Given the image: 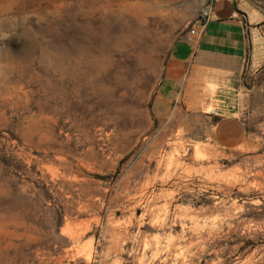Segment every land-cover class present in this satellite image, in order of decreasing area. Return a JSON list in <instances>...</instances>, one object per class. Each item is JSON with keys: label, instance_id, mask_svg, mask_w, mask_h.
<instances>
[{"label": "rangeland", "instance_id": "374dc122", "mask_svg": "<svg viewBox=\"0 0 264 264\" xmlns=\"http://www.w3.org/2000/svg\"><path fill=\"white\" fill-rule=\"evenodd\" d=\"M188 1L0 0V264H264V79L248 147L155 107Z\"/></svg>", "mask_w": 264, "mask_h": 264}, {"label": "crops", "instance_id": "0c3cea01", "mask_svg": "<svg viewBox=\"0 0 264 264\" xmlns=\"http://www.w3.org/2000/svg\"><path fill=\"white\" fill-rule=\"evenodd\" d=\"M207 4V29L172 45L155 107L220 146L248 147L255 88L264 79V0H189L194 27Z\"/></svg>", "mask_w": 264, "mask_h": 264}, {"label": "built area", "instance_id": "2783aa9c", "mask_svg": "<svg viewBox=\"0 0 264 264\" xmlns=\"http://www.w3.org/2000/svg\"><path fill=\"white\" fill-rule=\"evenodd\" d=\"M210 14H211V8L207 5L203 6L197 13L195 22H198L199 25L194 27L193 25L190 27L186 34V39L188 41H192L194 36L196 34L203 33L210 22ZM213 113H215V110H212Z\"/></svg>", "mask_w": 264, "mask_h": 264}, {"label": "water", "instance_id": "95a60500", "mask_svg": "<svg viewBox=\"0 0 264 264\" xmlns=\"http://www.w3.org/2000/svg\"><path fill=\"white\" fill-rule=\"evenodd\" d=\"M206 2L208 1V0H205Z\"/></svg>", "mask_w": 264, "mask_h": 264}, {"label": "bare ground", "instance_id": "6f19581e", "mask_svg": "<svg viewBox=\"0 0 264 264\" xmlns=\"http://www.w3.org/2000/svg\"><path fill=\"white\" fill-rule=\"evenodd\" d=\"M84 47V46H83ZM98 49V48H97Z\"/></svg>", "mask_w": 264, "mask_h": 264}]
</instances>
